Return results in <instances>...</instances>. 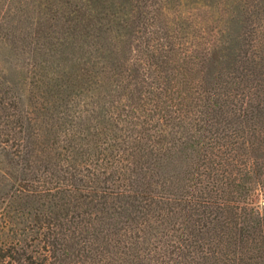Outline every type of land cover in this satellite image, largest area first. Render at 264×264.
<instances>
[{
    "label": "trees",
    "instance_id": "16d2710c",
    "mask_svg": "<svg viewBox=\"0 0 264 264\" xmlns=\"http://www.w3.org/2000/svg\"><path fill=\"white\" fill-rule=\"evenodd\" d=\"M13 3L0 264H264V0Z\"/></svg>",
    "mask_w": 264,
    "mask_h": 264
},
{
    "label": "rangeland",
    "instance_id": "374dc122",
    "mask_svg": "<svg viewBox=\"0 0 264 264\" xmlns=\"http://www.w3.org/2000/svg\"><path fill=\"white\" fill-rule=\"evenodd\" d=\"M22 1L23 0H17V3L19 2V4L20 3H22ZM9 3L11 2V1H8ZM39 3V2H38ZM19 4H15V3H13V6H18ZM5 5H6V0H2V7H4L5 8ZM2 7L0 8V10H1V12L3 13V15H4V10L5 9H2ZM47 10V9H46ZM6 11V10H5ZM37 11V12H36ZM36 11L35 10H32L31 12H29V14H27V16H25L26 18H28V20H31V19H35V18H42V17H45V9H43V11H41L40 12V6L39 7H36ZM47 12L50 14V12H49V10H47ZM15 13V12H14ZM13 17H16V19L17 20H21V17H19V15H16V16H13ZM51 18V17H50ZM50 21V20H49ZM45 22V23H47L48 25H50V22ZM22 23H23V26H24V28H27V27H29L31 24L30 23H28V22H26L24 19H22ZM262 204H263V202H264V199H262Z\"/></svg>",
    "mask_w": 264,
    "mask_h": 264
},
{
    "label": "water",
    "instance_id": "95a60500",
    "mask_svg": "<svg viewBox=\"0 0 264 264\" xmlns=\"http://www.w3.org/2000/svg\"><path fill=\"white\" fill-rule=\"evenodd\" d=\"M263 205H264V202H263Z\"/></svg>",
    "mask_w": 264,
    "mask_h": 264
}]
</instances>
